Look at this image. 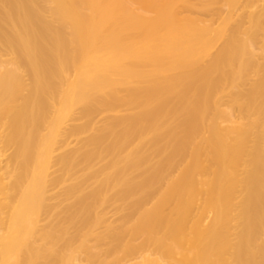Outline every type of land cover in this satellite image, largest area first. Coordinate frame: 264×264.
Segmentation results:
<instances>
[{
    "label": "bare ground",
    "instance_id": "6f19581e",
    "mask_svg": "<svg viewBox=\"0 0 264 264\" xmlns=\"http://www.w3.org/2000/svg\"><path fill=\"white\" fill-rule=\"evenodd\" d=\"M0 264H264V0H0Z\"/></svg>",
    "mask_w": 264,
    "mask_h": 264
},
{
    "label": "rangeland",
    "instance_id": "374dc122",
    "mask_svg": "<svg viewBox=\"0 0 264 264\" xmlns=\"http://www.w3.org/2000/svg\"><path fill=\"white\" fill-rule=\"evenodd\" d=\"M260 4V3H259ZM262 4V3H261ZM220 6V4L218 5V7ZM216 8H217V6H216ZM221 11H223V10H221ZM226 13V11H224V14ZM207 16V15H206ZM206 16H203V17H201V18H205V19H209L210 17L208 16V17H206ZM71 141H73V139H70ZM113 219H116V217H115V215H112V220Z\"/></svg>",
    "mask_w": 264,
    "mask_h": 264
}]
</instances>
